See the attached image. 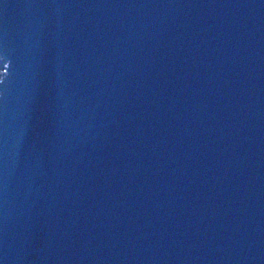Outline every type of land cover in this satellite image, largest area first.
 I'll return each mask as SVG.
<instances>
[{
	"label": "water",
	"instance_id": "water-1",
	"mask_svg": "<svg viewBox=\"0 0 264 264\" xmlns=\"http://www.w3.org/2000/svg\"><path fill=\"white\" fill-rule=\"evenodd\" d=\"M0 264H264V0H0Z\"/></svg>",
	"mask_w": 264,
	"mask_h": 264
}]
</instances>
